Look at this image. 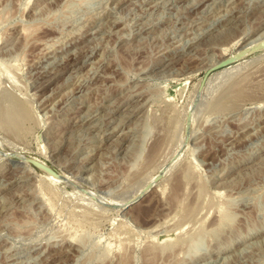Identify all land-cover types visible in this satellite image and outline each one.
<instances>
[{
	"label": "rangeland",
	"instance_id": "374dc122",
	"mask_svg": "<svg viewBox=\"0 0 264 264\" xmlns=\"http://www.w3.org/2000/svg\"><path fill=\"white\" fill-rule=\"evenodd\" d=\"M256 44L264 0H0V264H264Z\"/></svg>",
	"mask_w": 264,
	"mask_h": 264
},
{
	"label": "bare ground",
	"instance_id": "6f19581e",
	"mask_svg": "<svg viewBox=\"0 0 264 264\" xmlns=\"http://www.w3.org/2000/svg\"><path fill=\"white\" fill-rule=\"evenodd\" d=\"M112 24V23H111ZM113 25V24H112ZM24 28V27H23ZM23 30H25V29H23ZM26 30H29L30 31V28H27ZM22 31V30H21ZM23 33H26V32H24V31H22ZM22 32H21V35H22ZM28 34V33H27ZM26 35V34H25ZM86 35V34H85ZM23 37H24V35H23ZM78 41V40H77ZM238 42V41H237ZM237 42H235V43H237ZM24 43V42H23ZM27 43V42H26ZM247 44V43H246ZM246 44H245V47L246 48H248L247 46H246ZM252 44V43H251ZM251 44L249 45V44H247V45H249V46H251ZM83 45V44H82ZM253 45V44H252ZM257 45V44H256ZM263 46H264V44H262ZM262 45H257V46H255V47H252L253 49H255V48H260V47H263ZM1 46V45H0ZM239 47V46H238ZM241 48L243 47V46H240ZM249 49V48H248ZM251 50V49H250ZM247 51V50H246ZM71 52V51H70ZM248 52V51H247ZM69 53V52H68ZM90 53V52H89ZM225 55V54H224ZM62 57V56H61ZM83 61H85V60H83ZM72 62V61H71ZM78 66V65H77ZM213 76V75H212ZM211 76V77H212ZM214 77V76H213ZM212 77V78H213ZM210 78V77H209ZM207 83H208V81H207ZM79 94V93H78ZM71 98V97H70ZM194 110V109H193ZM192 111V110H191ZM190 112V111H189ZM8 117H9V115H8ZM190 119V118H189ZM193 119V118H192ZM189 121V120H188ZM184 123V122H183ZM182 123V124H183ZM182 124H181V126H182ZM187 125H188V123H187ZM92 126V125H91ZM117 126V125H116ZM183 126H184V124H183ZM191 127H192V125H191ZM182 128V127H181ZM190 128V127H189ZM93 129V128H92ZM113 129V128H112ZM125 131V130H124ZM181 131H182V129H181ZM187 131H188V129H185V130H183L182 132H180V135L177 137L178 139H176V141H177V143H175L176 145V148L174 149V150H176L177 148H178V146L180 145V143L182 142V139L184 138V135H186V133H187ZM190 131V130H189ZM189 133V132H188ZM191 133V132H190ZM118 134V133H117ZM189 136V135H188ZM192 136V135H191ZM188 139V138H187ZM111 142V141H110ZM186 146V145H185ZM174 152V151H173ZM173 152H172V154H173ZM156 155V154H155ZM161 156V155H160ZM154 157V156H153ZM178 157V156H177ZM151 158V157H150ZM175 159V158H174ZM149 161V160H148ZM150 162H152V161H150ZM148 163V165H149V162H147ZM174 163V162H173ZM175 164V163H174ZM147 165V164H146ZM154 166H155V164H154ZM46 173V172H45ZM48 174V173H47ZM154 174H152L151 176H153ZM152 179V178H151ZM148 181H144L142 184H143V186L140 188V189H138V191L137 192H135V194L134 195H132V197L130 196L129 198H128V200L126 199V201L125 202H123V203H119L120 204V206H119V208L120 207H124V206H126L127 204H129V203H131L133 200H135L140 194H144L152 185H153V182H154V180H149V178L147 179ZM156 180V179H155ZM141 186V185H140ZM173 197V196H172ZM99 198V199H98ZM98 198H95L97 201H102V203H106L105 202V199H100V197H98ZM172 199H174V197L172 198ZM174 200H176V199H174ZM137 202V201H136ZM191 208V207H190ZM189 209V208H188ZM187 209V210H188ZM187 213H189V212H187ZM188 215V214H187ZM249 235H247V237H248ZM247 237H245V238H247ZM243 239V238H242ZM230 244H228L227 246H225L222 250H221V252H225L226 250H228L229 248H230ZM153 251V250H152ZM151 252V251H150ZM218 259V258H217ZM221 259V258H220Z\"/></svg>",
	"mask_w": 264,
	"mask_h": 264
},
{
	"label": "water",
	"instance_id": "95a60500",
	"mask_svg": "<svg viewBox=\"0 0 264 264\" xmlns=\"http://www.w3.org/2000/svg\"><path fill=\"white\" fill-rule=\"evenodd\" d=\"M258 48H255V49H253V51H256ZM252 51V52H253ZM251 53V52H250ZM239 53H236V55H232L231 56V58H224V59H222L221 61H219L216 65H215V67L213 68V69H219V68H221V67H224V66H227V65H229V64H231V63H233V62H235V61H237V60H239L241 57H243V56H237ZM246 55V54H245ZM244 55V56H245ZM27 162H29L31 165H33L34 167H36V168H39V169H41V167H42V164H40V163H37V162H35V161H33V160H31V159H27Z\"/></svg>",
	"mask_w": 264,
	"mask_h": 264
}]
</instances>
